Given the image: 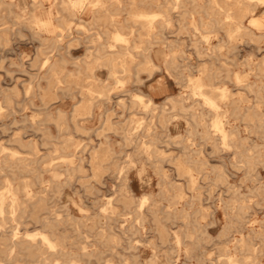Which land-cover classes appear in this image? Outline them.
I'll list each match as a JSON object with an SVG mask.
<instances>
[{"label": "rangeland", "instance_id": "rangeland-1", "mask_svg": "<svg viewBox=\"0 0 264 264\" xmlns=\"http://www.w3.org/2000/svg\"><path fill=\"white\" fill-rule=\"evenodd\" d=\"M138 1L141 3L133 6L129 0L118 2L117 23L111 25L103 18L92 21L91 15L85 13L77 14L76 21L61 10L60 0H48L43 7H33L30 0H0V194L5 198L0 215V264H51L52 258L42 260L47 254L36 257L21 250V246L12 247V252L6 249L13 239L11 232L18 240L37 241L36 234L44 231L39 221L48 216L58 222L52 237L69 254L59 257V264H65L68 257L74 264H149L153 259L155 264H234L235 260L240 264L251 245L258 249V260L264 264V6L259 5L253 16L262 27L251 26L250 18L245 19L250 34L237 37L234 49L222 47L216 58L212 50L223 45L224 31L218 28L207 35L202 30L194 31L188 18L180 21V9L172 11L171 25L165 31L171 47L155 42L160 37L154 35L139 40L137 27L127 18L129 10L165 11L171 0ZM182 1L186 10L193 8L190 0ZM216 1L231 11L235 7V0ZM197 3L223 19V14L215 10L217 6L208 0ZM32 13L42 20L51 19L55 33L31 29ZM201 14L195 15L196 23ZM64 21L70 24L68 30L63 29ZM129 27L133 31L129 45L139 44L136 51L149 48L150 58L160 67L150 83L163 81L171 91L168 97H182L184 106L193 103L185 79L200 77L203 67L221 72L215 85L227 88L229 98L226 102L216 99L220 110H228L229 114V102L242 98L241 113L250 116H224V128L231 133L229 146L217 137L203 142L201 128L188 138L190 117L182 112L174 120L168 119V104L164 107L165 123L159 121L160 108L154 110L153 116L130 106L131 95L143 83L139 76L148 75L144 70L137 74L135 64L142 57L129 64L128 72L116 74L125 79V84L117 87L105 69L95 71L102 85L109 84L114 89L108 99L94 106L93 115L74 118L80 92L91 84L84 70L89 40L114 28L127 34ZM58 33L61 36L57 37ZM196 50L203 56H198ZM170 51H182L171 74L163 64ZM233 74L244 79L248 87L234 84ZM166 100L156 99L154 103L160 106ZM253 113L263 119L259 118L261 124ZM212 117L208 114L204 122L210 123ZM140 122L141 130L128 131L131 126L139 127ZM147 125L148 131L144 129ZM129 135L133 138L126 143L123 136ZM142 144L150 145L148 150L154 151L151 159L158 162L145 160ZM188 145L196 152L193 157L203 161L192 165L194 184L181 177L176 168V161H182L183 147ZM95 152L100 160L92 161ZM129 157L135 161L132 167L127 163ZM9 185L18 201L13 214L11 196L6 191ZM143 197V225L132 228L135 210ZM108 200L120 215L116 219L108 220L100 211ZM173 208L171 215L169 210ZM175 234L181 238L179 245H175Z\"/></svg>", "mask_w": 264, "mask_h": 264}, {"label": "bare ground", "instance_id": "bare-ground-1", "mask_svg": "<svg viewBox=\"0 0 264 264\" xmlns=\"http://www.w3.org/2000/svg\"><path fill=\"white\" fill-rule=\"evenodd\" d=\"M30 1L32 3L33 7L34 6L43 7L44 4L46 3V1H48V0H30ZM120 1L121 0H118V1L113 0L109 3H107L108 0H60L59 3L61 5V10L65 13H67L68 16H71V17H73V19H76V21L79 20V18L76 16L77 14L80 15V14L85 13V14L91 15L92 21H98V20H101L103 18L105 21H108L111 25H114L117 23L116 22V17L118 16V13H117L118 7L117 6H118V2L120 3ZM190 1H191L192 6H193V8L191 10H186L182 0H171L169 3L170 7L168 10L153 12V11H144V10L135 11L133 9H130L129 12L127 13V18L131 19L133 27H137V30H136L137 35L136 36L139 38V40H142L141 38L143 36L151 37L152 35H154L155 37H160L158 40L155 39V42L161 41V43L166 48L167 47L169 48V47H171V44L166 41L167 38H165V31L171 25V20H172L171 16L173 15L172 11L174 9H177V10L180 9V10H182V11H180V14H179L180 21L188 18L190 20V25L194 31L202 30V31H205L206 35L211 33V32L217 31L216 29H218V28H220L224 31L225 36H226V40L224 41L223 45L218 46L217 48H214L212 50V54H213L212 56L216 57V58L218 56H220V53L222 51V47L226 48L227 50L234 49L235 47L233 46V43L237 37L250 34L249 30L247 29V27L244 24L245 19L250 18V20L248 21V24L251 26H255V27L261 26V24L259 25L258 20L256 18H254L253 16L259 10V5L264 6V0H248L249 3H241L240 1L235 0V7L232 11L228 8L222 7V5H220L216 0H208L210 2V4H214L217 6V8L215 10L217 12L223 14V19H219L218 17H215L214 13H209L203 6H201L197 3L198 0H190ZM250 1H257L258 5L257 4L252 5V4H250ZM17 2L18 1H16V3ZM11 3H13V0H11ZM140 3H141V1H138V0H129V5H131V6L139 5ZM111 5H115L116 8L112 9ZM51 6H54V2L52 3ZM155 6H160V4L158 3ZM33 10H34V8H33ZM200 12L202 14L198 16L199 22L196 23L195 15H198ZM206 19H208V21H205ZM29 20H30L29 25H30L31 29H34V30L36 29L37 32L45 31L49 34L55 33V28H53L54 26L51 22V19L42 20V19H39L36 14L32 13L29 17ZM63 25L65 27L63 29H66V30H68L70 27V24L67 23L66 21L63 22ZM224 25H226L227 27L224 28L223 27ZM262 26H264V25H262ZM21 29H22V27H21ZM128 29H129V33H127V34H125L120 28H114L113 31H107L106 30L103 33L101 32L102 35L100 33H97V35L94 39L89 40V43L91 45L88 48V52L86 53V56H85L86 57V64H85L84 70H85V72L88 73L89 77L91 78V84H90L89 88L80 92L81 100L79 101L78 107L76 109H74V113H73V116L75 119H77L76 118L77 116L85 119V118H88L91 115H93L94 106L97 103L101 102L102 100L108 99L109 96L111 95V92H110L111 89H114V87H112V88L109 87L110 86L109 84L102 85V82L95 76V71H97L99 69H105L107 71L108 77L110 79H113V84H114V86L117 87V85L125 84V79L118 78L116 76V74L128 72L129 71V64L132 63V61L134 59H136V57H142V60L140 62H138L137 64H135V67H137V74L140 70H144L148 73V75L150 77L154 73H156L160 70V67L158 65L154 64V62L150 58L149 48H143L142 51H138V50L136 51V49L141 47L139 44L137 45V43H133L132 45L131 44L129 45V43H131V41H129V37L131 36L130 34H133V31H132V27H129ZM171 32H173V31H171ZM134 33H135V31H134ZM58 36H61V35L58 33L57 37ZM98 38L102 39V41H99ZM193 39H195V38H193ZM57 41L59 42V40H57ZM146 42H149L148 38L146 39ZM53 44H55V42ZM92 44H95V45H92ZM35 48H37V47H35ZM132 49H135V52L132 51ZM181 53H182V51H180L179 53H174L173 51H170V54H166L164 56L163 64L166 66L168 73H169V71H171V69H174L177 67V64L175 61L179 58ZM196 53L198 56H203V54H204L200 50H196ZM45 59L46 60L43 63L44 68L47 66L48 57H46ZM200 72H201V76L197 77L195 80L185 79V83H187L190 87L189 99L193 100L192 105L184 106L183 105L184 99H182V97L179 96L178 98L168 97L167 100L162 105L158 106L154 103V101L151 98H149L143 94H134V95H131V97H130V106L138 107L142 111L148 112L153 116H154V110L160 108V114L159 115H161L162 118H160L159 121H161V123H165V116H164L165 108L164 107H165V105L168 104V105H170V112H169V116H168L169 118L168 119L174 120V118L176 116L182 114V112H185L184 114L188 115L190 117V120H189L190 121V127L188 130V132L190 134H189L188 138L193 137V135H191V134L193 132H199V130H197V129L201 128L200 138L203 140V142H207L209 140H212L214 137H217V139H219L218 141H221V143L223 145L229 146V142H230L229 140L231 137V133L226 131V129L224 128V123H223L224 122L223 118H224V116H226L228 114L227 113L228 110L221 111L220 110L221 107L218 103V101L224 102L225 99H226V101H228L227 99L229 98V94H228L227 88H218L215 85V81H217L219 78H221L220 77L221 72L216 71V70H212V69H209L206 67H203V69ZM169 74H171V72ZM159 76H161V75H159ZM225 77L226 78L229 77L228 71H226ZM231 79H232V82L236 85H238L240 83H244L243 86L248 87V84L245 83V80L242 79L237 74H233ZM181 80H182V78L180 79V81ZM262 89L264 90V88H262ZM159 93H161V92H159ZM255 95H256V93H255ZM259 96H261V95H259ZM256 97H255V100H257ZM230 98H232V97H230ZM196 101H197L196 105L200 107L198 112H196V110L194 108V106H195L194 103ZM241 101H243L242 98H238V99H232L229 102L228 106L232 107L229 114L234 116V117L241 116L242 118H244V117L250 118L249 115L246 116V114H244L243 112L241 113V108L239 106V104H240L239 102H241ZM252 102H255V101L252 100ZM118 103H119V101H118ZM120 104L123 106L124 102L121 101ZM42 107H43V105H42ZM47 109H48V107H47ZM257 109H258V107H257ZM208 114H212L213 117L211 118L210 123L206 124V122H204V118ZM252 116L254 118H256L255 120H257L258 123H260V119H262V118L264 119V117L260 118L259 117L260 115L258 116L254 113ZM50 120H52V119H50ZM123 124L125 126V123H123ZM138 125H139V127L138 126L137 127L131 126V129L128 131H132L133 129H136V128L141 130L143 128V126H140V125H142V122L138 123ZM149 128L150 127H148V125L146 127H144V129L146 131H148ZM213 132H215L216 134H213ZM262 132H264V130ZM123 138H124L126 143H129L131 141V138H133V137H131L129 135V136H123ZM149 146L150 145H148V144H142L141 148L145 147L144 150L142 151V153L145 155V160L147 162L156 163V162H158L157 160L151 159L154 151L148 150ZM189 146L190 145L183 147V158H182V161L181 160L176 161V164H177L176 168H177V170H179V172H180L179 175L181 177L188 180L191 184H194V182L196 180V176L193 172L194 167L192 165H196L197 163L203 164V161L198 160V159L193 157V155L196 154V152H193L192 149L189 148ZM33 152H34V150H33ZM96 160H100L97 152H95L92 156V161H96ZM134 162L135 161L129 157L127 163L130 165V167H132ZM183 164H186V167H184ZM195 170L197 171V169H195ZM29 173H31V172H29ZM162 176L164 178L165 175H162ZM219 177L221 178V175ZM137 178L139 179V176H137ZM23 187L26 189L27 185H24ZM6 191L11 196L9 206H10V213L13 214L18 207V201L15 197V194L11 191L10 185L8 186ZM25 193H26L27 197H30L29 191L25 190ZM40 201H43V198L39 199V202ZM145 201H146V198L143 197L141 199L140 204H139V208H137V210H135V216L133 217L134 223H133V225L132 224L130 225L132 228L135 227L137 224L140 226L143 225L142 222L144 220V218H143L144 216L141 212V209L144 206ZM4 204H5L4 195L0 194V215H2V213L4 212V206H5ZM127 207H128V205L126 204L125 208H127ZM170 207H171V205H169V209H170ZM235 209H237V208H235ZM241 209H242L241 207L238 208V210H241ZM100 211L105 214V217L108 220H113V219H116L117 217L120 216L117 213L116 208L112 205L111 200H108L106 207L101 208ZM173 211H174V208L169 210V214L173 213ZM125 215L126 214L121 215V217L125 216ZM184 217L186 218L187 216H184ZM39 223H40V225L44 231L36 234L38 236L37 241L34 242L35 239H33V238H32V241L18 240V237L16 238V233L11 232L13 234V239L10 241V246H8L6 249L8 251L12 252V250H13L12 247L21 246V250L26 251L27 253L34 255L36 257H42L45 254H47V256L42 257L43 261H49L50 258H52V261L50 262L51 264H59L57 259L59 257L64 258V257H66V255H69V254L65 253L63 251V249H61V247L55 241V239L52 237L53 231L55 230L56 224L58 222H56L55 219L52 218L51 216H48V217L42 218L39 221ZM121 227H124V226L121 225ZM162 233H164V230H162ZM173 238H174L175 245L181 244V238L177 234H175L173 236ZM261 240L264 243V236H262ZM82 250L84 251L85 247H82ZM48 252H49V254H48ZM258 253H259L258 249L254 245H251L250 247L247 248V254H246L247 257L245 258L244 262L240 263V264H261V262L258 260V258H259ZM82 254H83V256H87V257H93V256L98 257V256L93 255L91 253H82ZM8 260L10 262V259H8ZM64 263L65 264H74V262H72L70 257L65 259ZM233 263L238 264L237 260L233 261ZM149 264H155L154 259L151 260L149 262Z\"/></svg>", "mask_w": 264, "mask_h": 264}, {"label": "crops", "instance_id": "crops-1", "mask_svg": "<svg viewBox=\"0 0 264 264\" xmlns=\"http://www.w3.org/2000/svg\"><path fill=\"white\" fill-rule=\"evenodd\" d=\"M152 77L151 76L149 77L146 74H145V77L139 76L138 79L142 81L143 83H142V86H138V88L135 90L136 93L134 94H143L151 98L153 101H155L156 99H163L165 97L168 98L171 92L169 87L165 85L164 83H162V81L160 80L157 82L154 81L150 83V80Z\"/></svg>", "mask_w": 264, "mask_h": 264}]
</instances>
